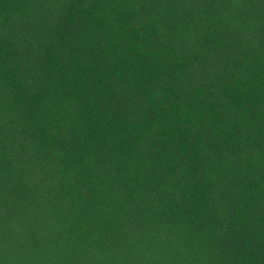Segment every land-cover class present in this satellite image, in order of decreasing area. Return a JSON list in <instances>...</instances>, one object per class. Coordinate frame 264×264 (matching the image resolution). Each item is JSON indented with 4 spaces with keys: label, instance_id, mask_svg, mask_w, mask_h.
Wrapping results in <instances>:
<instances>
[{
    "label": "trees",
    "instance_id": "obj_1",
    "mask_svg": "<svg viewBox=\"0 0 264 264\" xmlns=\"http://www.w3.org/2000/svg\"><path fill=\"white\" fill-rule=\"evenodd\" d=\"M0 264H264V0H0Z\"/></svg>",
    "mask_w": 264,
    "mask_h": 264
}]
</instances>
